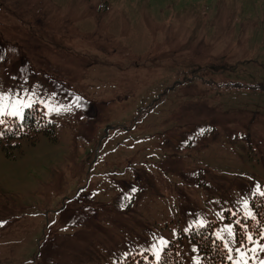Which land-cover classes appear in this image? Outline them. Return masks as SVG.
Returning a JSON list of instances; mask_svg holds the SVG:
<instances>
[{"label":"rangeland","instance_id":"obj_1","mask_svg":"<svg viewBox=\"0 0 264 264\" xmlns=\"http://www.w3.org/2000/svg\"><path fill=\"white\" fill-rule=\"evenodd\" d=\"M0 96V264H264V0H0Z\"/></svg>","mask_w":264,"mask_h":264},{"label":"trees","instance_id":"obj_2","mask_svg":"<svg viewBox=\"0 0 264 264\" xmlns=\"http://www.w3.org/2000/svg\"><path fill=\"white\" fill-rule=\"evenodd\" d=\"M53 134V126L47 122L41 110L33 106L25 110L24 118L18 122L7 118L0 123V136L6 141L28 138L32 143L40 135ZM251 201L255 213L256 224L250 228L259 229L264 224V195ZM250 222V220H247ZM213 223L190 233L191 240L196 244L200 254L199 264H230L229 255L222 243L213 236ZM239 239V231L236 233ZM150 255H130L119 264H181L180 256L176 252L174 244L169 243L161 252L158 260H152Z\"/></svg>","mask_w":264,"mask_h":264},{"label":"snow or ice","instance_id":"obj_3","mask_svg":"<svg viewBox=\"0 0 264 264\" xmlns=\"http://www.w3.org/2000/svg\"><path fill=\"white\" fill-rule=\"evenodd\" d=\"M6 99L7 97L0 96V116H4L7 114L13 117H20L21 119H23L24 118L23 112L20 110V108L17 107L16 104L12 105L13 110L11 112H8V113L5 112L6 105L3 104L2 101H5ZM30 106H31L30 104L24 105V107H30ZM0 123H3V121L0 120ZM228 231L231 232V229H229Z\"/></svg>","mask_w":264,"mask_h":264}]
</instances>
